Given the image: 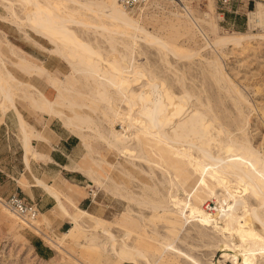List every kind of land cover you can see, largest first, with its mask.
<instances>
[{"label": "rangeland", "instance_id": "374dc122", "mask_svg": "<svg viewBox=\"0 0 264 264\" xmlns=\"http://www.w3.org/2000/svg\"><path fill=\"white\" fill-rule=\"evenodd\" d=\"M104 1L117 6L114 0ZM257 2L264 5V0H230L228 3L225 0H159L157 4L136 7L144 11L134 15L135 21L147 33L168 43L169 51L146 40L126 36L122 30L118 33L108 29L106 32L102 27H96L101 20L90 14L78 12L68 18L79 23L70 25L78 38L100 51L104 58H117L112 56L115 54L109 43L113 36L117 40L118 55L125 54L126 49L132 50L139 80L133 85L135 93H141L143 86L153 81L154 89L159 87L165 98L171 93L177 97L189 95V113L196 110L203 115L210 113L214 118V138H218L217 131L223 130L219 141L227 142L229 138L244 141L264 159V38L259 36L261 33H249L248 30V16L256 10ZM1 4L0 15L6 16L2 1ZM20 9L16 6L20 18L25 20ZM129 10L124 9L131 13ZM104 21L108 25L124 26L118 17ZM82 22H87L86 26ZM130 34L133 35V31ZM237 35H245L246 39L238 44H226L221 40ZM54 50H57L54 45L38 37L27 25L18 28L13 23L0 22V53L6 67L19 82L32 85L33 90H30L33 92H42L57 103V110L67 117H74L75 113L87 114L108 138L113 129L117 132L128 129L127 120L117 121L105 103L93 100L94 93L101 89L94 90V84L86 81V75L74 72ZM13 52L47 71L54 81L51 83L49 78L33 72L31 66L17 60ZM181 52L187 54L181 56ZM34 81L44 83L51 94H46ZM61 84L70 91H62ZM58 91L66 99L86 108L68 109ZM15 93L16 104L26 101L22 90H15ZM113 97L117 100L114 101L115 109L122 115L128 112L126 104L114 92ZM132 131L135 134L131 147L135 148L137 157L111 149L103 141H96L90 132L83 133L86 138L79 137L88 158L85 170H94L105 186L97 191V186L90 181L92 188L89 190L97 194L94 198L90 193L93 200L91 215L82 213L81 219H74L68 233L56 238L47 235L41 231L39 220L33 226L25 225L0 203V264H192L174 252L165 251L169 246L200 264H233L237 252L225 254L221 247L223 243L242 246L241 240L219 232L218 222L212 216L215 212L205 209L209 205L215 206L216 196L222 192L207 183L208 188L198 192L201 198L196 204L193 198V206L199 207V214L209 221L207 228L198 219L187 223L172 204L158 212L153 210V203L163 199L168 201L170 193L176 192L177 188L174 204L184 206L197 191L193 188L196 183L200 185L201 178L188 159L176 154L175 148H181L182 144L173 147L148 140L139 130ZM171 133L173 129L168 127L166 134ZM193 142V156L198 158L200 154L196 147L199 142ZM216 145L212 146L215 157L218 155ZM92 159L99 161V166ZM170 176L175 179L176 187L170 184ZM113 187L121 190L123 198L111 193ZM209 189L211 194H206ZM245 199L249 207L258 208L255 197L251 195ZM105 232L115 237L114 248L107 243L110 237ZM35 235L54 249L51 258L41 259L35 254L31 247V238ZM141 254L148 261L140 259ZM260 264H264V260L261 259Z\"/></svg>", "mask_w": 264, "mask_h": 264}, {"label": "bare ground", "instance_id": "6f19581e", "mask_svg": "<svg viewBox=\"0 0 264 264\" xmlns=\"http://www.w3.org/2000/svg\"><path fill=\"white\" fill-rule=\"evenodd\" d=\"M1 1L4 3L2 8L6 12V16L0 15V22L13 23L17 25L18 28L27 25L38 37L54 45V47L57 48V50H54L55 54H57L59 58L65 59L74 72L85 74L86 81L94 84V90L97 88L101 89L99 93H94V90L92 91L94 93L93 100L100 104L105 103L114 119L117 121L127 120L129 125L127 127L128 129H125L123 132H117L113 129L110 132L111 137L108 138V135H105L102 131L103 129L101 130V127L99 128L94 120L87 114L79 115L73 111L75 116L67 117L64 112L57 110L58 104L49 100L42 92L36 90L33 92L30 90H33L32 85L19 82L6 67L1 53L0 107L4 109V111L10 107L16 109L15 99L17 95L15 90H22L24 99L28 101L30 106L37 112L61 120L64 126L78 137L86 138L83 133L90 132L93 134V138L97 139L96 141L101 140L111 147V149L113 148L119 153L127 152L131 157H137L134 155L136 151L135 148L131 147L135 134L132 133V130H139L148 140L164 142L166 145L172 144L174 145L173 147L182 144V146H180L181 148H175L176 154L183 159L189 160L191 166L201 178L199 181L200 185L196 183L193 191L196 188L197 191L192 197L191 195L188 196L191 198L184 206L174 204V197L176 192H178L177 188L176 192L173 190V192L170 193L168 201H164L163 199L153 203L152 209L158 212L168 207L169 204H172L187 223L198 219L202 226L207 228L209 225L208 219L199 214L201 209L197 206H193L192 201L195 197L194 201L196 204V201L201 198L198 192L208 188L207 183L213 185L215 188H218L222 194L220 193L221 195L216 196L218 202L215 206L211 208L209 205L205 209L215 212L212 216L215 217L218 222L219 232L228 236H236L242 242V246H236L233 243H223L221 247L223 253L228 254L230 251L237 252L233 258V264H260V260H264V159L244 141L233 140L229 137H227L229 138L227 142L219 141V136L224 134L223 130L217 131L218 138H214L212 135V132L216 131L215 129L212 131L213 122H215L213 121L214 118L212 116L210 117V113L203 115L196 112V110L189 113V101L191 100L189 95L177 97L171 93L165 98L159 87L155 86L157 89H154L153 81H150L145 87L143 86L141 93H135L133 85L139 80L135 71L136 65L132 58V50L126 49L127 52L125 54L118 55L115 49L117 40L115 41L113 38L114 36L111 37L110 42H108L115 54L112 56H116L117 58L108 60L103 57L100 51L95 50L89 45L88 42L86 43L82 41L81 38L79 39L76 35L77 33L75 34L70 29V25L72 26L79 23L69 20V15L78 12L86 13L99 18L101 23L96 27H102L106 32L108 29L118 33L119 30H122V33L126 36H134L136 39L146 40L149 43L156 44L163 51H169L170 45L168 43L147 33L139 23L135 21L134 15L136 13H143L144 9H136L135 7V9L129 10L123 7L118 0H114L117 6H111L104 0H0V5H2ZM158 1L159 0H151L147 4H157ZM16 6H19L21 8V13L25 14L23 15L24 17L26 16L25 20L20 18L19 13L16 11ZM124 9L131 11V13L125 12ZM76 15L79 16V14ZM84 17H86V15ZM111 17L120 18V21H123L122 24H124L125 27L113 23H110V25L106 24L104 20H108ZM248 19L249 33L258 32L262 34L258 35L264 38V5L257 2L256 10L249 14ZM86 23L83 24L86 26ZM132 31L133 35L130 34ZM244 36H225L226 38L224 37L221 40L225 41L224 43L231 42L233 44H238L243 39H246ZM184 54L187 53L181 52L180 55L183 56ZM13 55L17 60L27 62L20 58L17 53L13 52ZM27 64L31 66L30 69L33 72L49 78L51 83L54 81L47 71L31 65L28 62ZM62 88V91H70L66 86L62 85ZM113 92L128 108V112L123 115L115 109L114 101L117 100H114ZM60 95L63 105L67 106L68 109L74 110L75 108H79L82 110L86 108L85 105H79L70 99H66L62 93H60ZM168 127L173 129L171 135L166 134V129ZM25 138L29 139L30 137L25 135ZM193 140L199 142V146L196 143V148L200 154L198 158L193 156V148H195ZM25 141L27 142V139ZM213 144L218 145H216L218 147V155L216 157L212 155ZM182 147L184 150H182ZM92 161L99 166V161L95 159H92ZM86 175L88 179L97 186V191H100V189L105 186L104 180L98 178L94 170H87ZM170 179V184L176 187L175 179L172 177ZM113 188H111L110 191L114 196H123L119 188ZM211 192L212 191L209 189L206 191V194H211ZM251 195L255 197L256 202H258V208L248 206V201L246 202L245 198ZM0 203L7 209L6 211L12 213V215L17 217L22 223H25V225L33 226V224L38 222V219L27 221L21 218L7 207L3 199H0ZM190 212L191 214L189 215ZM82 213L86 214V212ZM105 233L110 237L107 243L114 248L115 237L108 232ZM167 250L178 254L180 257L186 258L192 264H200L186 254L173 249L172 246L167 247L165 251ZM139 256L141 257L140 259L148 261L145 255L141 254Z\"/></svg>", "mask_w": 264, "mask_h": 264}, {"label": "crops", "instance_id": "0c3cea01", "mask_svg": "<svg viewBox=\"0 0 264 264\" xmlns=\"http://www.w3.org/2000/svg\"><path fill=\"white\" fill-rule=\"evenodd\" d=\"M34 84L51 94L44 83ZM15 106L18 113L0 107V199L18 195L34 203L41 231L56 238L68 233L82 212L91 215L92 186L83 141L61 120L37 112L28 101L16 104L15 99ZM31 247L41 259L55 254L38 235L31 238Z\"/></svg>", "mask_w": 264, "mask_h": 264}, {"label": "built area", "instance_id": "2783aa9c", "mask_svg": "<svg viewBox=\"0 0 264 264\" xmlns=\"http://www.w3.org/2000/svg\"><path fill=\"white\" fill-rule=\"evenodd\" d=\"M151 0H118V2L127 9H133L149 3ZM230 0H225L228 3ZM92 196L95 198L94 190H90ZM90 194V195H91ZM9 209L16 213L21 218L27 221H34L39 217V211L34 203H29L18 195H12L4 200Z\"/></svg>", "mask_w": 264, "mask_h": 264}]
</instances>
